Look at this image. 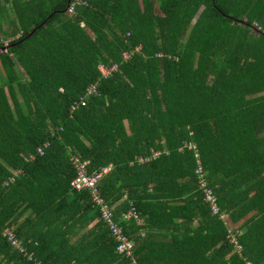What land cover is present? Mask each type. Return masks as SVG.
I'll return each instance as SVG.
<instances>
[{"label":"trees","instance_id":"1","mask_svg":"<svg viewBox=\"0 0 264 264\" xmlns=\"http://www.w3.org/2000/svg\"><path fill=\"white\" fill-rule=\"evenodd\" d=\"M67 4L0 0V264H264V0ZM71 154L111 163L98 188L131 257L70 188Z\"/></svg>","mask_w":264,"mask_h":264},{"label":"built area","instance_id":"2","mask_svg":"<svg viewBox=\"0 0 264 264\" xmlns=\"http://www.w3.org/2000/svg\"><path fill=\"white\" fill-rule=\"evenodd\" d=\"M77 2H82V0H72L69 1L67 5V11L72 12L74 4ZM129 55L128 51L122 52V57L126 59ZM97 68L99 70L100 77H108L111 75V73L117 69V65L115 63L110 64H104L99 63L97 65ZM92 94H98L97 91V82H92L88 84L85 88V91L83 94L79 95L77 99H74L70 104V110L76 108L80 105H85L86 98ZM191 146V144H188ZM37 150L42 153V149L40 147H37ZM158 154V151L154 150L152 151L151 155L152 157L156 156ZM148 159V157H138L139 161H144ZM70 162L74 169V174L69 180V186L72 189L76 190H82L85 189L88 191L90 199L93 203L97 206L100 217H102L109 226V229L111 231L112 236L116 240V250L118 252L123 253L125 256L131 257V249L133 246L132 241L127 237V235L122 231V228L120 225L113 223L111 219V210L110 206L108 205L107 201L103 198L101 195L99 188H98V181L100 177L105 174L109 166H101L100 169L88 171L86 166V161L81 159L76 154L70 155ZM194 171L199 176V187L203 190L205 199L209 202L210 208L212 212L217 211V204L215 200V195L213 191L206 186L204 177L202 175V166L200 165L199 161H197V166L194 169ZM124 216L126 218L128 217H136V212L134 210L133 205L131 204L130 207L125 211ZM4 233H7V238L10 240V243L19 249L20 251H24V248L21 246V243L18 239H16L11 231L8 229L4 230ZM233 237V236H232ZM233 240L234 237H233ZM239 246V245H238ZM28 257L32 256V253H27ZM37 264H45L40 261H36Z\"/></svg>","mask_w":264,"mask_h":264},{"label":"crops","instance_id":"3","mask_svg":"<svg viewBox=\"0 0 264 264\" xmlns=\"http://www.w3.org/2000/svg\"><path fill=\"white\" fill-rule=\"evenodd\" d=\"M160 151H158V153H159ZM152 153V152H151ZM157 156V155H156ZM155 157V156H154ZM154 157H152V155L150 154V156L148 157V159L149 158H154ZM70 159V158H69ZM148 159H146V160H148ZM197 161H199V159H197L196 160V164H197ZM140 162H142V161H140ZM199 163H200V165L202 166V164H201V162L199 161ZM103 166H109V168L111 167V163H108V164H106V165H103ZM197 166V165H196ZM71 188V187H70ZM205 198V197H204ZM206 200V199H205ZM207 201V200H206ZM208 202V201H207ZM217 204V203H216ZM208 205H209V207H210V204H209V202H208ZM218 205V204H217ZM211 209V208H210Z\"/></svg>","mask_w":264,"mask_h":264},{"label":"water","instance_id":"4","mask_svg":"<svg viewBox=\"0 0 264 264\" xmlns=\"http://www.w3.org/2000/svg\"><path fill=\"white\" fill-rule=\"evenodd\" d=\"M67 3H69V0H67ZM68 5V4H67ZM42 23H44V21H42ZM35 29V27L31 30V31H29V35L32 33V31ZM5 47V46H4Z\"/></svg>","mask_w":264,"mask_h":264},{"label":"rangeland","instance_id":"5","mask_svg":"<svg viewBox=\"0 0 264 264\" xmlns=\"http://www.w3.org/2000/svg\"><path fill=\"white\" fill-rule=\"evenodd\" d=\"M233 239V238H232Z\"/></svg>","mask_w":264,"mask_h":264}]
</instances>
